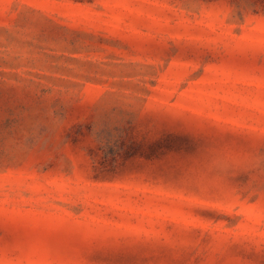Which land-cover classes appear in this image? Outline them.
Segmentation results:
<instances>
[{"label":"rangeland","instance_id":"obj_1","mask_svg":"<svg viewBox=\"0 0 264 264\" xmlns=\"http://www.w3.org/2000/svg\"><path fill=\"white\" fill-rule=\"evenodd\" d=\"M0 264H264V0H0Z\"/></svg>","mask_w":264,"mask_h":264}]
</instances>
